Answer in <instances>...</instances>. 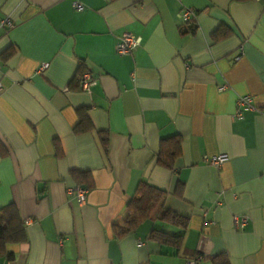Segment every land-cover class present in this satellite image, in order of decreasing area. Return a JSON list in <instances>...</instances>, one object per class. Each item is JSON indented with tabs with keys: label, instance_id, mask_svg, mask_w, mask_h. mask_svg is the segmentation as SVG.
I'll return each mask as SVG.
<instances>
[{
	"label": "crops",
	"instance_id": "0c3cea01",
	"mask_svg": "<svg viewBox=\"0 0 264 264\" xmlns=\"http://www.w3.org/2000/svg\"><path fill=\"white\" fill-rule=\"evenodd\" d=\"M123 32L140 45L119 55ZM84 71L90 93L78 87ZM0 83V207L29 220L0 264H264V0H0ZM79 109L92 129L75 134ZM175 136L180 154L162 167L161 140ZM218 154L219 166L204 162ZM71 171L89 173L91 187ZM141 183L167 193L163 208L185 229L157 208L113 235ZM76 185L82 203L67 193ZM152 229L181 234L180 247L150 239Z\"/></svg>",
	"mask_w": 264,
	"mask_h": 264
},
{
	"label": "trees",
	"instance_id": "16d2710c",
	"mask_svg": "<svg viewBox=\"0 0 264 264\" xmlns=\"http://www.w3.org/2000/svg\"><path fill=\"white\" fill-rule=\"evenodd\" d=\"M187 23L194 24L193 20ZM193 26V25H192ZM190 27L189 32H194L195 27ZM213 38H218L217 31L213 32ZM6 57V54L3 53ZM79 122L74 126L73 132L80 134L92 129L91 123L86 116L84 109H79ZM100 145L107 152L108 139L103 132H99ZM60 151L57 150V154ZM180 154V139L175 136L172 139L161 140L157 164L170 168L174 159ZM71 175L78 181V184H84L91 187V176L87 172L71 171ZM181 184L176 187L175 194L181 195ZM166 192L152 185L141 183L137 186L132 197L127 201L125 206V217L121 223L111 225L112 233L115 237H122L125 234L134 231L140 223L151 218L158 208V219L168 222L174 226L185 229L188 219L177 213L163 208V200ZM149 238L160 244H169L178 249L182 242V235H172L158 229H152ZM26 240V232L23 221H21L19 212L13 203L0 207V258H10L11 254L7 251V245L11 243H20ZM213 264H229L224 255H219L213 259Z\"/></svg>",
	"mask_w": 264,
	"mask_h": 264
},
{
	"label": "built area",
	"instance_id": "2783aa9c",
	"mask_svg": "<svg viewBox=\"0 0 264 264\" xmlns=\"http://www.w3.org/2000/svg\"><path fill=\"white\" fill-rule=\"evenodd\" d=\"M73 6L76 8V10L80 11L82 10L83 6L79 3H73ZM180 17L183 22H188L191 20H194V13L188 9L183 8L180 12ZM8 25L11 26L9 21H7ZM140 45V38L138 36H135L129 32H123L120 35L119 41L116 43L115 51L119 55L129 54L132 50L136 49ZM48 67V63H41L36 71H43ZM77 81H78V87L80 90H83L87 93H90V86L94 84L93 79L91 78L89 72L84 71L77 75ZM2 89V85L0 83V90ZM237 104V110L234 114L235 118H240L242 114V109L245 108H251L252 106V97L251 96H241L236 101ZM227 157L225 154H218L211 156L209 158H205L204 162L219 166L224 161H226ZM67 193L70 196H73L79 203H82L85 200V196L87 193V190L80 185H76L74 187L67 188ZM29 220L25 219L23 220L24 224H28ZM247 223V218L242 217H233V224L235 228L243 229L244 226ZM137 244H140V241H136ZM200 259V257H197L195 259H191L185 262V264H196L197 260Z\"/></svg>",
	"mask_w": 264,
	"mask_h": 264
}]
</instances>
